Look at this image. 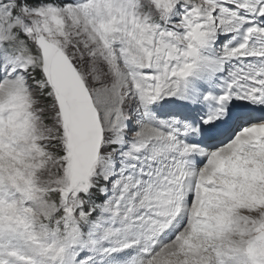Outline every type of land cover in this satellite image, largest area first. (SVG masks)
I'll return each instance as SVG.
<instances>
[{
  "label": "snow or ice",
  "instance_id": "snow-or-ice-1",
  "mask_svg": "<svg viewBox=\"0 0 264 264\" xmlns=\"http://www.w3.org/2000/svg\"><path fill=\"white\" fill-rule=\"evenodd\" d=\"M43 40L53 49L48 74ZM53 63L71 68L66 92L50 78ZM77 92L99 125L95 162L66 198L49 193L41 227L55 221L65 239L36 245V255L62 264L72 249L71 264H93L99 241L107 245L100 255L131 249L138 257L117 264H171V246L202 226L201 188L219 187L201 171L208 175L214 157L242 140L243 152L264 144V136L248 139L264 127V0H0V103L35 102L28 111L47 130L40 143L57 176ZM35 223L8 203L0 236L22 230L35 240ZM6 255L0 264H13L17 253ZM233 259L220 253L212 264Z\"/></svg>",
  "mask_w": 264,
  "mask_h": 264
},
{
  "label": "bare ground",
  "instance_id": "bare-ground-1",
  "mask_svg": "<svg viewBox=\"0 0 264 264\" xmlns=\"http://www.w3.org/2000/svg\"><path fill=\"white\" fill-rule=\"evenodd\" d=\"M255 59L256 58L252 57L247 58L249 62ZM11 104L13 103L11 102ZM8 108L5 107L4 110H9ZM260 136H264V128L253 130L249 134L248 139H257ZM247 142V140H242L237 143L233 147L231 155L227 157H214L213 161H211V164H213L208 175H205L203 170L201 171L200 178L203 182H215L218 183L219 187L214 189L201 188L200 194L204 198L201 201L202 206H200L202 212L199 211V207H196L195 214L202 217L204 221L202 220V226L198 230V233L189 234L188 238L183 241L180 247L171 246L173 255H170L169 261L172 264H212L218 255H215L218 250H216L214 254L212 249L215 248L216 245L219 247L220 244H222V250L220 249L221 253L225 256L234 258L232 264H247V256L257 259L255 260V264H261L259 259L261 254L255 251V247L257 246L253 241H251L253 247H250L253 252H245L242 256L240 250V243L243 244L248 237L246 229L249 225V220H244L241 216L249 217L251 215L250 217H253L257 214L258 210L264 209V207H257V209L253 211L252 207L248 208L246 206L247 203L245 199L248 198L249 192L253 199L252 202L255 204L254 206H258L263 197L258 196L256 191L264 187V169H262L263 163L261 162L262 160L264 161V157L260 158L264 154V144H259L255 151L243 152V149L240 148V144ZM239 152H243V154L241 155ZM217 174L220 175L217 177ZM244 189H246V191ZM254 195H256V197ZM209 196L214 198L215 205L208 208L207 200ZM227 203H229L228 206H226ZM204 207L208 208L207 212L204 211ZM224 210L227 212L225 213ZM222 213L227 216V221H225L226 217H222ZM213 219L218 220L219 223L213 222ZM222 225H224L223 228ZM222 229L223 232H220ZM215 232L221 234V240L215 241L217 237L212 236ZM199 234L205 235V237L200 240L198 238V236H200ZM40 241L41 240L38 242V239L31 240L29 237H26L23 235L22 230L18 233L6 231L0 236V251L5 252V258H7V252H15L16 250L17 256L13 259V264H31L33 260L35 264H54L53 260L36 255L35 248L36 245H39ZM248 241L247 239V242ZM214 244L216 245L214 246ZM43 245L49 246L46 241H43ZM103 247H107V245L99 241L95 243L93 249L95 253L93 264H97L99 258H101V261L98 264H117V261L127 260L129 257L138 259V257H134L133 250L131 249L127 250L125 253L113 254L112 256L100 255V249ZM120 254L124 256L118 257ZM69 258L71 257H67L64 261Z\"/></svg>",
  "mask_w": 264,
  "mask_h": 264
},
{
  "label": "rangeland",
  "instance_id": "rangeland-1",
  "mask_svg": "<svg viewBox=\"0 0 264 264\" xmlns=\"http://www.w3.org/2000/svg\"><path fill=\"white\" fill-rule=\"evenodd\" d=\"M81 2H84V0L77 1V3ZM124 2L126 3V0H124ZM205 54L209 53L206 52ZM216 75L223 76L224 73H218ZM12 103L13 104H11V102L0 103V114L7 113L6 115H0V173H2L0 174V185L4 186V196L0 197V212H2L7 207L8 203L19 205L22 209L23 216L32 217L35 219L36 223L34 230L30 227L28 231L34 232L38 242L41 240L39 245H43V241H46L49 246H59L61 241L58 240L57 237L53 235V233H50L49 227L47 230L41 227V224L47 225L48 222L47 216L42 215V212L47 210V208L52 205V198L49 196V193L59 191L60 197L66 198L69 191L74 188L82 187L87 182L88 176L83 180H77L76 177H74V175L71 173L70 164L72 157L68 142V150L65 156V160L67 162L63 166L62 175L57 176L53 171V168L56 166V162L53 160V157L50 154L45 152L40 143L41 141H47V130L45 129V126L42 122L36 120L34 116L36 109H33L32 112L28 111V109L31 107V104L35 102L31 101L30 103H26L23 99L21 100V98H18L15 99V101L13 100ZM5 107H9L8 109L10 112L7 109L4 110ZM257 128L264 127L258 126L255 129ZM262 157H264V154L260 158ZM261 162L263 163L262 169H264V161L262 160ZM244 190L246 191V189ZM249 193L248 198L245 199L247 203L246 206L248 208L252 207V210L254 211L257 209V207H264V187H262L261 190L259 189L256 191L258 196L263 197L258 206H254L255 204L252 202V196ZM72 195L75 196V192H73ZM254 196L256 197V195ZM24 201H31V204L25 206ZM207 202L208 208L215 205L213 197L209 196ZM228 204L229 203H227L226 206H228ZM208 208L204 207V211L207 212ZM199 211L202 212L201 207H199ZM226 212L227 211H225V213ZM250 216H241L244 220H249V225L246 229L249 243L247 242V239L243 242V244L240 243V250L242 256L245 252H253L250 247H253V243H255L257 246L255 247V251L262 256H259L260 263L264 264V209L258 210L257 214H255L253 217ZM222 217H226L225 221H227V216L225 214L222 213ZM213 222L219 223V221L216 219H213ZM223 226L224 225H222V228ZM220 232H223V229ZM199 235L200 236H198V238L200 240L201 238L205 237V235ZM212 236L217 237L215 241L222 239L221 234L218 232L213 233ZM251 241H253V243ZM215 245L216 244H214V246ZM221 248L222 244H220L219 247L216 245L215 248L212 249L213 253L218 250L216 254H214H220L222 250ZM75 251L76 250L69 249V251L64 255L62 264H65L64 259L67 257H72L75 254ZM121 256L124 255H118V257ZM169 258L170 256L168 259ZM246 259L247 264H255V260H257L255 258H251L250 256H247ZM100 261L101 258L98 259V263ZM53 263L61 264L59 261H53Z\"/></svg>",
  "mask_w": 264,
  "mask_h": 264
},
{
  "label": "water",
  "instance_id": "water-1",
  "mask_svg": "<svg viewBox=\"0 0 264 264\" xmlns=\"http://www.w3.org/2000/svg\"><path fill=\"white\" fill-rule=\"evenodd\" d=\"M41 48L45 53L44 63L46 74H48L53 49L49 47L46 40L42 41ZM50 71L51 80L61 92H66L72 86V82L68 79V74L71 73L70 66L53 63ZM72 75L74 77V73ZM83 98H86V93H83ZM83 98L79 92L75 93L72 97V107L65 115V125L68 130L67 142L72 157L70 167L80 179H84L92 168L96 158L95 147L99 143V125L96 124L93 129L83 107Z\"/></svg>",
  "mask_w": 264,
  "mask_h": 264
},
{
  "label": "trees",
  "instance_id": "trees-1",
  "mask_svg": "<svg viewBox=\"0 0 264 264\" xmlns=\"http://www.w3.org/2000/svg\"><path fill=\"white\" fill-rule=\"evenodd\" d=\"M78 0H73V3H77ZM81 1V0H79ZM52 226H54V230L57 232L55 221L52 222ZM60 232V231H59ZM62 232V230H61ZM60 236L64 237L63 232L59 233Z\"/></svg>",
  "mask_w": 264,
  "mask_h": 264
}]
</instances>
